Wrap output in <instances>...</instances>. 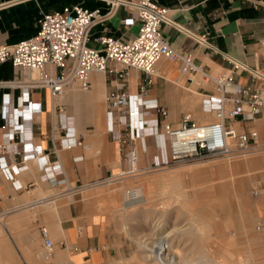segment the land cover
Returning <instances> with one entry per match:
<instances>
[{"label": "crops", "instance_id": "1", "mask_svg": "<svg viewBox=\"0 0 264 264\" xmlns=\"http://www.w3.org/2000/svg\"><path fill=\"white\" fill-rule=\"evenodd\" d=\"M155 1L168 10L159 30L171 47L191 53L212 75L232 73L240 84L264 89V0ZM73 3L89 9L107 8L101 0H0V45L33 35L41 12ZM130 17H136L134 8L118 6L111 16L91 27L88 45L101 48L99 38L103 35L133 38L139 24L125 25L124 20ZM94 73L89 92L70 87L56 102L45 88L0 91V253H6L0 254V264H112L117 259L107 215L97 209L93 197L83 194L101 177L113 174L119 159L118 144L106 127L105 104L106 95L118 89L117 75ZM32 74L10 61L0 63V80H25ZM182 75L176 63L159 64L150 89L174 125L185 116L196 120L185 114L186 105L180 101L183 90L177 81ZM143 77L140 70L132 69L128 91L138 92ZM97 78L104 83L96 85ZM201 79L198 74L192 81L186 77L187 84L196 86L192 102L200 98L196 94L214 92L212 82ZM27 103H39L40 109L26 113ZM174 109L179 112L171 114ZM202 112L198 121L207 118ZM60 114H65V126L59 121ZM234 124L255 129L256 150L264 151V104L255 120ZM67 127L80 143L64 139ZM29 148L45 158V166L32 155L25 156ZM21 164L26 167L16 170L14 166ZM44 167L52 168L53 179ZM252 172V182L264 203V156L253 160ZM40 226L48 228L53 243L48 250ZM43 249L48 253L43 254Z\"/></svg>", "mask_w": 264, "mask_h": 264}, {"label": "built area", "instance_id": "2", "mask_svg": "<svg viewBox=\"0 0 264 264\" xmlns=\"http://www.w3.org/2000/svg\"><path fill=\"white\" fill-rule=\"evenodd\" d=\"M101 1L106 3V10L73 3L43 11L33 35L14 44H1L0 63L10 61L13 66L35 72V75H27L25 80H0V91L11 87L45 88L51 101L56 102L70 87L88 91L92 73L115 72L118 89L106 95V127L118 144L119 175L138 170L140 150L137 139L141 141V149L146 150L145 139L149 136L154 137L160 153L159 161L155 158L152 166L233 157L257 149L258 132L241 129L234 122H249L258 117L264 104V89L240 84L232 73L212 75L195 62L191 53L171 47L159 30L160 24L167 19L168 10L155 0ZM121 5L134 8L136 17L126 18L124 24L137 21L136 35L128 40L103 35L99 38L101 48L89 46L91 27L111 16ZM161 59L176 63L189 81L198 74L203 81L212 82L214 92L203 97L201 105L212 114L211 120L198 122L185 116L176 125L167 120L168 110L157 103L156 94L150 91ZM110 63L115 66L111 68ZM132 69L144 74L138 92L128 91ZM23 98L27 100L28 96L25 94ZM58 108L61 110L60 106ZM6 109L4 107V115ZM39 109V103H27L24 111L29 113ZM59 121L65 126V114H60ZM64 139L80 143L70 127H67ZM27 155L45 166L42 155L30 148ZM14 167L19 170L26 165ZM44 168L47 176L53 179L52 168ZM111 177L112 174H106L98 182ZM39 232L43 245L50 249L53 243L48 228L40 226ZM162 264L178 263L165 260Z\"/></svg>", "mask_w": 264, "mask_h": 264}, {"label": "rangeland", "instance_id": "3", "mask_svg": "<svg viewBox=\"0 0 264 264\" xmlns=\"http://www.w3.org/2000/svg\"><path fill=\"white\" fill-rule=\"evenodd\" d=\"M165 63L168 62L161 59L157 66ZM186 81L185 75L177 81L183 90L180 101L186 105L185 114L190 113L198 121L199 117L204 115L201 105L207 93L196 94L200 98L197 102H192V90L196 89V86L187 84ZM169 112L178 113L179 109ZM208 114L211 120L213 116L210 112ZM145 142L149 146L148 151L141 149V141L137 139L140 150L137 171L119 175L118 160L117 168L110 179L98 182L83 192L85 196L93 197L97 209L107 215L117 258L112 264L150 263L152 260L146 256L143 240L152 231L151 228H158L157 232L161 231L160 234L168 233L170 239L174 238L173 253L169 254L171 258L167 256L173 263L264 264V203L260 201L257 185L252 182L253 156L256 160L259 156H264V151L254 150L233 157L152 166L151 162L155 158L159 161L158 147L154 137H147ZM202 164L211 168L198 172L196 166ZM219 165H222L224 170H221ZM177 169L180 173L174 175L172 172ZM160 173L166 175L162 176ZM139 185L146 194L152 189L154 194L158 192L157 196L154 195L147 205L125 207L122 202L125 200V191ZM159 187L161 189L157 190ZM148 227H151V230ZM47 250L43 249V254H47Z\"/></svg>", "mask_w": 264, "mask_h": 264}, {"label": "bare ground", "instance_id": "4", "mask_svg": "<svg viewBox=\"0 0 264 264\" xmlns=\"http://www.w3.org/2000/svg\"><path fill=\"white\" fill-rule=\"evenodd\" d=\"M157 65H158V63H157ZM157 68H158V66H157ZM31 72V71H30ZM95 74V73H94ZM93 74V75H94ZM99 74H101V73H99ZM33 75V74H32ZM104 76V75H103ZM94 77H95V75H94ZM94 80V79H93ZM96 81V85H100V84H102V82H103V80H101V78H97V80H95ZM104 83V82H103ZM74 88V87H73ZM75 89V88H74ZM75 91V90H74ZM77 91V90H76ZM71 92V91H70ZM88 92H89V90H88ZM104 93V92H103ZM70 94V93H69ZM66 95H68V94H66ZM83 95V94H82ZM74 96H76V94H74ZM101 96H103V95H101ZM72 97V96H71ZM83 98V97H82ZM106 98V97H105ZM84 99V98H83ZM106 104V103H105ZM86 107V106H85ZM202 108V107H201ZM89 109V108H88ZM193 110V109H192ZM205 111V110H204ZM92 112V111H91ZM206 112V116H207V118L205 119V120H203V121H208L209 120V117H208V113L209 112H207V111H205ZM80 114V113H79ZM93 114V113H92ZM89 115V114H88ZM83 117V116H82ZM85 118V117H84ZM211 119V118H210ZM203 121H198V122H203ZM96 123V122H95ZM176 125V124H175ZM99 138V137H98ZM159 143H161V140H159ZM101 145V144H100ZM100 147V146H99ZM145 148H146V150L148 151V149H149V146H147V144L145 145ZM109 153V152H108ZM160 154V153H159ZM251 156H253V155H251ZM110 157V156H109ZM254 157V159L256 158L255 156H253ZM252 157V158H253ZM248 158V157H247ZM252 158H250V159H252ZM227 160V159H226ZM229 160V159H228ZM230 161H232V160H230ZM236 161V160H235ZM204 162V161H203ZM209 162V161H208ZM217 162V161H216ZM228 162V161H227ZM237 163V165H238V161H236ZM199 163V162H198ZM228 164H229V162H228ZM216 166V165H215ZM214 166V167H215ZM219 166H221L222 167V165H219ZM190 167V166H189ZM225 167V166H224ZM228 167V166H227ZM226 167V168H227ZM196 168H197V171L199 172V170L201 171V170H203V171H205V170H207L208 168H211L209 165H206V164H202V165H199V166H196ZM220 168V167H219ZM169 169H171V168H169ZM184 169V168H183ZM191 169V168H190ZM189 169V170H190ZM218 169V168H217ZM223 169V167L221 168V170ZM162 170H164V169H162ZM196 170V169H195ZM213 170H215V169H213ZM224 170V169H223ZM184 171V170H183ZM166 172V171H165ZM164 172V173H165ZM172 172V171H171ZM170 172V173H171ZM163 173V174H164ZM174 175H178L179 173H180V170H176V171H174V172H172ZM196 173V172H195ZM201 173H203V172H201ZM161 174V173H160ZM200 174V173H199ZM162 175V174H161ZM164 175H166V174H164ZM164 175H162V176H164ZM168 175H170V174H168ZM160 176V175H159ZM171 176V175H170ZM155 177H156V175H155ZM163 178V177H162ZM158 179H160V177H158ZM176 179V178H175ZM109 183V182H108ZM154 183V182H153ZM148 184H149V182H148ZM147 184V185H148ZM145 185V184H144ZM152 185V184H151ZM142 186V185H141ZM157 186V185H156ZM160 186H162V185H160ZM166 186V185H165ZM158 187V186H157ZM216 187V186H215ZM214 187V188H215ZM151 188V187H150ZM156 188V187H155ZM163 188H166V187H163ZM219 188V187H218ZM158 189H161L160 187L159 188H157V190ZM99 190V189H98ZM110 190V188L108 189V191ZM112 190V189H111ZM126 190V189H125ZM162 190H164V189H162ZM103 191H105V190H103ZM165 191H167V190H165ZM212 191V190H211ZM215 191V190H214ZM220 191V190H219ZM112 192V191H111ZM168 192V191H167ZM102 193H104V192H102ZM101 193V194H102ZM156 193H158V192H155V194H154V191L152 190V189H149L148 191H147V194L144 192V190L142 189V187H140V185H139V187H134V188H131V189H129V190H127V191H125V193H124V195H125V200L124 201H122L123 202V205L125 206V207H132V206H136V205H147L148 203H150L151 201H152V199H153V197H154V195H156ZM161 193V192H160ZM159 195V194H158ZM163 195V194H162ZM157 196V195H156ZM169 196V195H168ZM213 196V195H212ZM219 196V195H218ZM215 197V196H214ZM157 198V197H156ZM163 199V198H162ZM161 203V202H160ZM163 203H165V202H163ZM162 203V204H163ZM161 207L163 208V205H161ZM166 207V206H165ZM121 208H122V206H121ZM120 209V208H119ZM123 209V208H122ZM128 209V208H127ZM137 209V208H136ZM140 209H141V207H140ZM145 210V209H144ZM143 210V211H144ZM51 211V210H50ZM148 211V210H147ZM147 211H145V212H147ZM161 211H162V209H161ZM146 215V214H145ZM148 215V214H147ZM153 215V214H152ZM157 215H158V213H157ZM156 216V215H155ZM160 216V215H159ZM153 217V216H152ZM148 218V217H147ZM151 218V217H150ZM144 219V218H143ZM146 220H148V219H146ZM151 220H152V218H151ZM154 220V219H153ZM152 220V222H154ZM150 222V221H149ZM159 222V221H158ZM146 222L144 221V224H145ZM151 223V222H150ZM157 224V223H156ZM155 225V224H154ZM149 228V227H148ZM151 228V227H150ZM149 228V229H150ZM152 229V231L149 233V235H147V237H145V240H143V246H144V248L146 249V251H147V253H146V251H145V253H146V256L148 257V258H150L152 261H150V263L151 264H153V263H155V262H160L161 264L162 263H164V261L165 260H168V258H167V256L169 257V258H171L170 256H169V254L170 253H173V250H172V247H173V244H172V239H174V238H172V239H170L169 238V236H168V233H166V234H160V232H157V231H159L158 230V228H151ZM150 229V230H151ZM187 233V232H186ZM146 235V234H145ZM140 239V238H139ZM142 239H144V238H142ZM141 239V240H142ZM176 239V238H175ZM140 240V241H141ZM138 242V241H137ZM141 243V242H140ZM138 244V243H137ZM174 244H176V243H174ZM141 247V246H140ZM4 252H2V253H0V254H3ZM163 253H164V255H163ZM4 254H6V253H4ZM3 254V255H4ZM9 254V253H8ZM13 254V253H12ZM12 254H10V256L12 255ZM172 256V255H171ZM220 256V255H219ZM4 257V256H3ZM2 257V258H3ZM9 257V256H8ZM12 257V256H11ZM5 258H7V257H5ZM5 258L4 259H2V260H5ZM10 258V257H9ZM178 258V257H177ZM240 259H241V257H239ZM238 258V259H239ZM243 258V257H242ZM180 259V258H179ZM178 259V260H179ZM249 259V258H248ZM146 259H144V261H145ZM242 260V259H241ZM244 260V259H243ZM250 260V259H249ZM175 261V260H174ZM224 261V260H223ZM147 262V261H146ZM145 262V263H146ZM248 262V261H247ZM150 263H148V264H150ZM219 263H220V261H219ZM224 263V262H223ZM222 262H221V264H223ZM245 263V262H244ZM243 263V264H244ZM193 264V263H192ZM196 264V263H195ZM251 264V263H250Z\"/></svg>", "mask_w": 264, "mask_h": 264}]
</instances>
